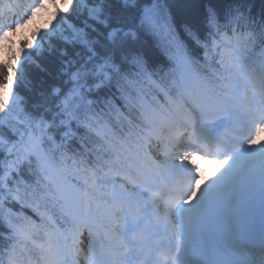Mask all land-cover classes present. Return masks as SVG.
Wrapping results in <instances>:
<instances>
[{
    "label": "trees",
    "instance_id": "trees-1",
    "mask_svg": "<svg viewBox=\"0 0 264 264\" xmlns=\"http://www.w3.org/2000/svg\"><path fill=\"white\" fill-rule=\"evenodd\" d=\"M59 16L60 29L8 43L0 61V264L41 261L40 244L61 225L54 175L44 170L57 156L51 138L66 130L54 146L75 155L65 180L80 169L111 181L119 153H136L138 92L154 103L168 94L173 54L216 87L227 76L219 64L227 32L240 28L248 60L264 46V0H71ZM99 122L116 128L118 154L90 131Z\"/></svg>",
    "mask_w": 264,
    "mask_h": 264
},
{
    "label": "rangeland",
    "instance_id": "rangeland-1",
    "mask_svg": "<svg viewBox=\"0 0 264 264\" xmlns=\"http://www.w3.org/2000/svg\"><path fill=\"white\" fill-rule=\"evenodd\" d=\"M39 3L36 4L35 6V10L34 11H28L26 14V18L25 21L18 25L15 26L14 29H11L10 26L6 27V29L4 31L7 30H11L10 32L13 34L14 37L21 38L23 37L25 34L29 35L30 29L34 28V26H38V30L43 29L45 32L50 31L54 26L56 27V29H60V12L65 10L69 4L71 0H38ZM5 15L6 13H3L1 16V19L4 21L0 22L1 26L5 25V21L8 20V17L5 19ZM4 22V23H3ZM28 40H32L33 37L31 36H27ZM236 38V37H234ZM33 44L36 43V40H33ZM3 56V49L1 50L0 48V59ZM229 62L231 64V66L235 67V66H240L242 68L243 73L245 74L246 71L242 66V59L240 58L239 55H236V57H228ZM264 61V57L261 60V62ZM176 63H180V61H176ZM187 71V69H186ZM188 72V71H187ZM189 74V73H188ZM245 77V75H244ZM246 79H248V75L245 77ZM232 82V81H231ZM230 82V83H231ZM249 82V81H248ZM233 85V82L229 85L231 86ZM249 86H251V84H249ZM13 100L16 99L13 98ZM152 130V129H151ZM153 132V130H152ZM149 134H151V131L149 132ZM147 138H145V143L147 146L148 151H150L152 153V155L154 156V158H161L162 155H158L161 154L160 152H157V145L164 147L163 144H158L155 143V145H151L150 143V136H146ZM252 143H258V150H255L256 148H252L248 154H245L244 156L239 155V156H235L234 157V161L235 164L233 167H231L230 169H227L224 174L223 177L224 179L227 181H230V179L232 181L239 179V187L240 188H253L255 186L256 183H263L264 178H261V173L260 172H264V166H262V162H264V131H258L254 134L253 140L251 141ZM159 148V147H158ZM20 153L25 156L26 154L24 152H28V148H26L24 150L23 145L19 148ZM156 152V153H155ZM17 156V155H16ZM160 161L159 166L160 169L162 171L167 172L170 169V164H164L163 159H158ZM150 168V166H149ZM148 172V170H147ZM150 172H152V169H149V172L146 174L147 177H149L148 175L150 174ZM159 172V171H158ZM264 176V175H263ZM201 182V181H199ZM198 182L199 185H201ZM219 183H212V190H214V192L219 193L218 191H222L225 190L226 188L221 187L219 188ZM231 183V182H230ZM136 184L138 183H133L134 187L136 186ZM223 186V185H222ZM132 189V188H131ZM140 193H143L140 192ZM197 195V194H196ZM193 197V195H192ZM84 208L86 209V205H84ZM75 229V225L67 228L68 230V236L70 238H73V236L76 235V233H78V231L73 230ZM82 233V232H81ZM72 235V236H71ZM68 241H66V239H64V236L62 235V233H58L57 237L54 241V243H51L49 249H50V253L55 254H60L63 252L68 251L69 249L67 248L68 246ZM82 246H84V243H81Z\"/></svg>",
    "mask_w": 264,
    "mask_h": 264
},
{
    "label": "bare ground",
    "instance_id": "bare-ground-1",
    "mask_svg": "<svg viewBox=\"0 0 264 264\" xmlns=\"http://www.w3.org/2000/svg\"><path fill=\"white\" fill-rule=\"evenodd\" d=\"M2 0H0V5H2ZM181 83L183 85H186L188 83L187 79L183 77L181 79ZM184 105H185V111H183L180 115L174 114L171 116V119L175 125V131L172 134V136H169L167 138H162L161 141L164 144V151L165 152H172L173 157L176 155V153L180 152L181 148H184V151L187 153L188 156H192L195 160L196 166L198 168L197 170V176L199 180H206V173H211L213 169L216 168L220 164L219 158H211L207 157L209 155L204 154H195L194 151L189 149L190 146L193 145L192 140L194 137L192 135H195V132L193 131V122L194 118L197 114V105H194L192 103V95L191 93H186L185 99H184ZM189 128V129H188ZM191 132V133H190ZM153 139V138H151ZM162 150V149H161ZM171 158V157H170ZM170 158H164L166 162H170ZM163 159V158H160ZM175 159L171 158V161ZM233 180V179H232ZM223 181L220 183V186L223 185L226 188L230 187L231 191H234L235 193H239L240 189L236 188L235 182H239V179H236L234 181ZM231 182V183H230ZM215 197L212 196V200L210 201L209 208L212 210V213H216L214 211V201ZM232 210V207L226 210V213H229ZM172 212V211H171ZM221 220V218L219 219ZM93 238V236H91ZM91 237H84L87 241L91 240Z\"/></svg>",
    "mask_w": 264,
    "mask_h": 264
}]
</instances>
